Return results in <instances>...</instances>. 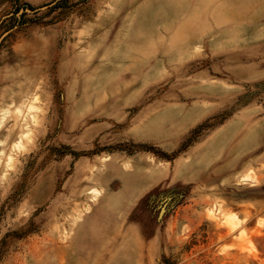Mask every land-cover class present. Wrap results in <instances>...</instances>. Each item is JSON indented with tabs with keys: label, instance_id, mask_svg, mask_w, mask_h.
I'll use <instances>...</instances> for the list:
<instances>
[{
	"label": "rangeland",
	"instance_id": "rangeland-1",
	"mask_svg": "<svg viewBox=\"0 0 264 264\" xmlns=\"http://www.w3.org/2000/svg\"><path fill=\"white\" fill-rule=\"evenodd\" d=\"M0 264H264V0H0Z\"/></svg>",
	"mask_w": 264,
	"mask_h": 264
},
{
	"label": "bare ground",
	"instance_id": "bare-ground-1",
	"mask_svg": "<svg viewBox=\"0 0 264 264\" xmlns=\"http://www.w3.org/2000/svg\"><path fill=\"white\" fill-rule=\"evenodd\" d=\"M6 112H8V111H6ZM9 134V133H8ZM2 160V159H1Z\"/></svg>",
	"mask_w": 264,
	"mask_h": 264
}]
</instances>
